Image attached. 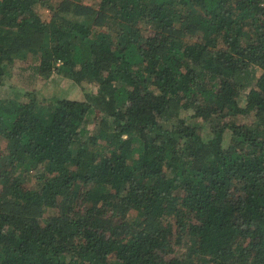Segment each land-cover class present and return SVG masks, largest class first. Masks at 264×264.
Returning <instances> with one entry per match:
<instances>
[{"label": "trees", "instance_id": "trees-1", "mask_svg": "<svg viewBox=\"0 0 264 264\" xmlns=\"http://www.w3.org/2000/svg\"><path fill=\"white\" fill-rule=\"evenodd\" d=\"M15 60L83 94L0 97V264H264V0H0Z\"/></svg>", "mask_w": 264, "mask_h": 264}, {"label": "rangeland", "instance_id": "rangeland-1", "mask_svg": "<svg viewBox=\"0 0 264 264\" xmlns=\"http://www.w3.org/2000/svg\"><path fill=\"white\" fill-rule=\"evenodd\" d=\"M37 12L43 19H48L49 9L37 7ZM25 61L15 60L9 72L5 76L3 84L0 86V97H15L26 101V95L30 92H38L45 96L79 98L78 94H83L82 89L78 88L68 79L58 74H52L48 78H41L31 74ZM89 89L93 85H86ZM36 92V93H37Z\"/></svg>", "mask_w": 264, "mask_h": 264}]
</instances>
